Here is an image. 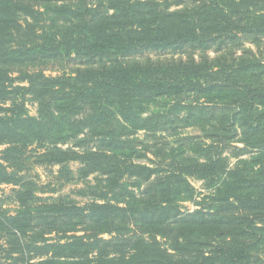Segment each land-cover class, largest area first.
Returning a JSON list of instances; mask_svg holds the SVG:
<instances>
[{
    "label": "trees",
    "instance_id": "trees-1",
    "mask_svg": "<svg viewBox=\"0 0 264 264\" xmlns=\"http://www.w3.org/2000/svg\"><path fill=\"white\" fill-rule=\"evenodd\" d=\"M0 185V264H264V0H0Z\"/></svg>",
    "mask_w": 264,
    "mask_h": 264
},
{
    "label": "rangeland",
    "instance_id": "rangeland-1",
    "mask_svg": "<svg viewBox=\"0 0 264 264\" xmlns=\"http://www.w3.org/2000/svg\"><path fill=\"white\" fill-rule=\"evenodd\" d=\"M54 73H56V71H54ZM30 109H31V112H32V113H35V106H31ZM39 171H40V173L43 174V177H42V178H43L44 180H47L46 172L43 171V169H39ZM195 184H196L197 187H201V183H200V182H195ZM80 186H81V185H71V184H70V185H66V186H63L61 192L64 193V194H69V195H71V196H73V197L79 199V197L76 196V193H75V192H76V190H77ZM9 189H10V186H7V185H0V195H1L3 192H7V191H9ZM79 200H81V199H79ZM188 206L193 208V206H192L191 204H188Z\"/></svg>",
    "mask_w": 264,
    "mask_h": 264
}]
</instances>
